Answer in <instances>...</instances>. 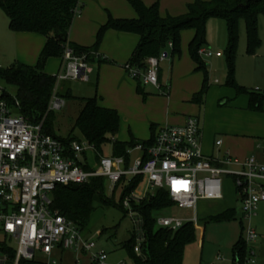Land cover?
<instances>
[{"label": "built area", "instance_id": "obj_1", "mask_svg": "<svg viewBox=\"0 0 264 264\" xmlns=\"http://www.w3.org/2000/svg\"><path fill=\"white\" fill-rule=\"evenodd\" d=\"M78 13L79 9H75V14ZM168 48H172L171 42ZM198 53L200 56L212 54L204 46ZM167 57L168 53L162 51L157 57L146 58L143 68L126 63L124 69L142 85L161 89L159 62ZM90 72L86 54L78 55L65 45L53 75L55 84L46 113L65 106V99L58 95L63 81L87 82ZM4 90L0 88V264H60L61 258L55 252L68 250L86 255L85 263L106 264V250H95L94 241L51 208L52 191L59 184H84L103 178L109 182L111 195L121 181L134 184L135 189L124 195L122 206L135 223L134 251L142 258L143 221L133 203H140L156 189H165L177 207L188 211L181 215H156V225L171 231L186 223L196 226L198 202L223 199L227 178L240 200L244 219L255 215L258 204L264 201V147L257 145L261 158L249 155L239 160L228 152L208 156L202 149L197 116H188L182 124L156 126L151 145L138 141L123 155L100 154L86 140L64 143L46 134L45 116L32 124L17 112L18 99L10 95V103ZM215 144L219 146L221 140ZM88 151L94 152L93 164L86 154ZM256 238V231L248 227L245 242L249 245ZM253 256L254 252L249 251L247 261L254 262Z\"/></svg>", "mask_w": 264, "mask_h": 264}, {"label": "rangeland", "instance_id": "obj_2", "mask_svg": "<svg viewBox=\"0 0 264 264\" xmlns=\"http://www.w3.org/2000/svg\"><path fill=\"white\" fill-rule=\"evenodd\" d=\"M115 1L79 0V13H88V23L94 22L100 13L105 16L110 13L114 17L110 10L115 8L113 4ZM178 1L183 2L185 0H143L148 6L157 4L160 15L161 13L162 15L178 13L180 9L184 12L185 3L177 4ZM3 30L9 31L8 19L0 9V65L6 67L19 60L13 57V43L10 42L7 35L3 34ZM106 32L100 45L105 42V51L110 52L114 50L115 44L112 38L106 41ZM258 35L260 38L259 47L253 54H248L246 51L245 24L242 19L239 20L238 42L234 58V79L238 85L263 95L261 110L249 108V95L238 92L235 87L226 83L228 74L225 52L228 41L227 26L223 19L210 18L206 24V44L204 47L209 49L212 54L201 56L202 61L207 64V89L202 101L194 103L193 96L190 95L187 98L186 94L183 93L187 87L193 84L192 80L196 78L200 82L198 88H201L204 78L202 71H196L192 67L190 73L185 74L189 76L187 79H178L179 74L186 72L187 61H191L189 44L193 30L185 29L180 33L179 54L172 55V49L168 47L163 50L168 53V57L159 62L161 89L141 84V88L146 94H139L140 102L145 104L146 99H153L152 106L147 107L145 112L159 125L178 124L173 121L172 116L175 115H198L203 134L202 145L207 153L211 152L212 142L217 138L222 139L224 146L233 153L239 152L246 145L243 144L244 142L237 141L241 139H248L249 142L253 143L256 141L257 144L260 143L264 147V14L258 15ZM216 52L221 54L216 56ZM99 53L108 57L106 53L100 51ZM59 64L60 58L50 57L46 62L45 70L54 75ZM103 64L105 63L98 64L96 61L90 64L91 72L88 74L89 81L87 82L82 80L63 81L59 87L60 94L70 88L72 93L79 97L97 96L101 106L115 108L118 110L121 119L122 116L123 118L127 116L132 120L133 115L136 114L135 108L133 111L131 110L133 99L131 96L119 93L114 72L107 75L102 71ZM97 73L99 74L97 79L99 81L96 86ZM126 76L132 81V84L137 85L136 80L127 74ZM100 82L101 87L99 89ZM0 88L5 89L11 95H15L16 88L1 80ZM161 98L171 99L172 105L168 107L166 103L161 102ZM222 101H226V104L221 105ZM81 107L82 104L78 100L65 98V106L54 111L53 127L56 135L61 138L76 136L80 141H84L81 132L74 128ZM121 121L116 138L125 142L130 138L128 126L124 119ZM143 128L145 135L140 138H147L150 135L149 128L146 125ZM103 153H111L110 144L103 148ZM213 153L215 156L219 155L217 149ZM86 154L93 164L94 152L88 151ZM80 161L83 162L81 156ZM103 181L105 183L104 193L106 197L113 198L112 204H96V210L91 215L89 225L83 230V234L95 242V250L101 248L106 250L108 253L106 264H133V259L123 245L135 230V223L119 207L120 194L115 192L111 196L108 180L104 179ZM141 190L138 191L141 192ZM223 196L224 198L220 200H200L198 202V223L195 226V237L185 247L183 264H233L234 245L241 237L244 238L245 230L248 227L253 228L257 233V238L249 242V248L250 251L254 252L255 261H247L246 257L242 264H264V201L258 204L255 215L250 219H244L241 213L240 200L233 193L230 178L224 181ZM228 208H235L236 215L234 218L221 220L212 218V216ZM186 212L188 211L173 205L162 210L159 214L181 215ZM55 255L58 259L61 258L60 264L85 263L87 261V256L71 250L56 251ZM217 257H219L218 260Z\"/></svg>", "mask_w": 264, "mask_h": 264}, {"label": "trees", "instance_id": "obj_3", "mask_svg": "<svg viewBox=\"0 0 264 264\" xmlns=\"http://www.w3.org/2000/svg\"><path fill=\"white\" fill-rule=\"evenodd\" d=\"M126 1L136 12V18H115L108 13L107 21L97 31L95 42L91 46H79L69 40L70 28L76 16L75 9H80L79 0H0V9L8 18V27L11 31L36 33L46 39L35 65H27L19 61L6 67L0 65V80L16 88L14 96L20 103L17 111L19 114L26 117L32 124L39 123L45 116L44 132L64 143L79 140L76 136L61 138L56 135L53 127L54 111L46 113L55 84L54 76L45 71L46 62L50 57L60 58L67 44L76 54L85 53L90 64L96 60L98 64L109 62L107 58L95 56L107 30L130 32L139 36V41L127 63L143 68L145 59L159 56L168 47L169 42L172 43V55L179 54L181 31L192 29L194 35L189 44V54L195 64V70L202 71L204 75L200 90L193 95V102L200 103L207 89V64L202 61L198 51L206 44V24L210 18L223 19L227 26L226 83L235 87L238 92L249 95V108L262 109L263 95L249 91L236 83L234 58L240 19L245 24L247 53L253 54L259 47L258 15L264 14V0H194L187 4L185 13L175 16L169 14L161 16L157 4L148 6L142 0ZM137 83L136 90L144 94L141 83L139 81ZM4 95L12 103L11 94L4 90ZM58 95L64 99L78 100L82 104L74 128H77L82 138L100 154H104L103 148L110 144L113 155H123L128 147L138 142L133 138L128 142L115 139L120 126V116L117 110L101 106L97 96L75 97L70 88L61 94L58 91ZM155 128L156 126L152 127V135L149 139L140 141L142 144H152ZM84 167L88 168V166ZM103 180V178H96L84 184L57 185L52 191L51 208L58 210L83 231L89 225L90 217L96 210V204H112L113 198L106 197L104 193ZM134 186L121 181L111 195L113 196L115 192L120 194L119 207L123 212L126 210L122 206V199L124 195L135 189ZM173 205L175 203L171 201L163 188L156 189L140 203H133L143 221L142 230L145 237L142 245L144 258L134 251V232L123 245L133 259V264H183L185 247L195 237V226L192 223H186L179 229L171 231L156 225V215ZM235 215V208H228L212 218L214 220L231 219ZM249 251V245L241 237L234 245L233 264L243 263L249 256Z\"/></svg>", "mask_w": 264, "mask_h": 264}, {"label": "crops", "instance_id": "obj_4", "mask_svg": "<svg viewBox=\"0 0 264 264\" xmlns=\"http://www.w3.org/2000/svg\"><path fill=\"white\" fill-rule=\"evenodd\" d=\"M193 1L194 0H185L183 2L178 1L177 4L185 3V11L182 12L180 9V11L178 13H172L169 15L175 16V15H179L180 13L181 14L185 13L187 4L191 3ZM113 4H114L115 8L111 9L110 11L115 18H136V16H137L136 12L134 11V9L129 5V3L126 0H116ZM88 16L89 15L87 12H82V13H78L74 17V19H73L74 23L71 25L72 28H70V32H69V40L72 43L79 45V46H91L95 42L94 35H95L96 31L99 29V27L102 24H104L107 21V16L100 13V15L94 20V22L88 23V21H89ZM161 16H165V15H162V13H161ZM8 30L9 31L3 30V34L7 35V37L10 39V42L13 43V52H12L13 57H15V59H18L19 62H21V63L27 64V65H35L37 60L35 63H34V61L37 58V56L40 54V52H41V50L45 44V41H46L45 37L42 35L36 34V33H31V32H13L9 29V27H8ZM108 31H109V33H108ZM108 31L106 32L105 39H106V41L111 39V38L114 39V44H115L114 50H111L110 52L105 51V47H106L105 44L106 43L104 42L101 45H99L98 50H97V54H95V56H100L101 58H107L109 60V62H103L105 64H103L102 71L105 72L107 75H110L112 72H114L115 79L117 81V87H118L117 90L119 91V93H121L122 95L131 96V98L133 99V103L131 104V110L133 111V109L135 108L136 114L133 115L132 120L130 118H128L127 116L124 118L122 116V119H124L126 121L127 126H128V134L130 137L128 141H130L132 138L137 140V141H145L151 137L152 127L159 125L156 122H154V120H152V118H150L151 116H148V113L145 112V109L147 107L152 106L153 99L152 98L146 99L145 104H142L140 102V100H139L140 95L139 94H141V93H139L136 90L137 85H135L134 83L132 84V81L130 79H128V77L126 76L127 73L123 67V65L125 63H127V61L129 60L134 48L136 47V45L139 41V36L134 34V33H130V32H122V31H115V30H108ZM193 35H194V31H193ZM103 39H104V37H103ZM103 39H102V41H103ZM99 51L101 53H106V55H108V57H104L102 54L99 53ZM96 62H97V60H96ZM192 67H193V69H195V64L191 59V61L190 60L187 61V64L185 67L186 72H184L183 74H179L178 79H180V78H182V79L186 78L187 79L189 76L185 75V74L190 73V71L192 70ZM47 73L49 74V72H47ZM98 78H99V74L97 73L96 74V82H95L96 86H97L98 81H99V80H97ZM160 78H161V76H160V71H159V81H160ZM192 82H193V84L190 85L189 87H187L185 91H183V93L186 94L187 98H189L190 95L193 96L200 89V88H198L199 87L198 85L200 82L197 78L192 80ZM100 87H101V82L99 85V89H100ZM143 91H144V89H143ZM71 93H72V91H71ZM144 94H146L145 91H144ZM74 96L79 97L76 95H74ZM161 102L164 104L166 103V105L168 107H170L172 105V103H171L172 100L169 98L167 100L165 98H161ZM224 104H226V101ZM106 105H108V104H106ZM107 108H109V107H107ZM113 109H115V108H113ZM115 110H117V109H115ZM119 111H120V113H122L120 109H119ZM117 112H118V110H117ZM118 114H119V112H118ZM119 116H120V114H119ZM188 116H191V115H183V114L182 115H175V116H172V118H173V121L177 122L178 124H182L185 122V120ZM193 116H196V115H193ZM197 118L199 119L198 115H197ZM122 119L120 117V125H121ZM199 124H200V120H199ZM145 125L147 128H149L150 135L147 138H140V137H144L143 135H145L144 128H143V127H145ZM200 133H201L200 138H201V144H202L203 134H202L201 127H200ZM115 139H117V138L115 137ZM217 140H221V144L219 146H217L215 144V142ZM118 141H120V140H118ZM128 141H125V142H128ZM237 141L244 142L243 144H246L237 153H233L229 148L225 147L223 140L220 138L213 140L211 152H209V153L205 152L203 145H202V149H203L204 154H206L208 156H215L213 151L215 149H217L219 155L223 154L224 152H228L233 158L239 159V160H242L249 155H256V156L261 158L260 149L257 148V145L260 143L257 144L256 141H254V143L249 142L248 139H241V140H237ZM216 156H218V155H216ZM84 256H86V255H84ZM87 261H88V258H87Z\"/></svg>", "mask_w": 264, "mask_h": 264}, {"label": "water", "instance_id": "obj_5", "mask_svg": "<svg viewBox=\"0 0 264 264\" xmlns=\"http://www.w3.org/2000/svg\"><path fill=\"white\" fill-rule=\"evenodd\" d=\"M225 103V101H223L221 104L223 105Z\"/></svg>", "mask_w": 264, "mask_h": 264}]
</instances>
